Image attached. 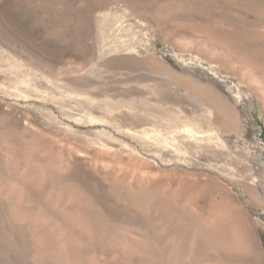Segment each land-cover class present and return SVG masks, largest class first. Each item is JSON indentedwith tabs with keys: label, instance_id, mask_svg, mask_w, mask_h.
<instances>
[{
	"label": "rangeland",
	"instance_id": "rangeland-1",
	"mask_svg": "<svg viewBox=\"0 0 264 264\" xmlns=\"http://www.w3.org/2000/svg\"><path fill=\"white\" fill-rule=\"evenodd\" d=\"M0 264H264V0H0Z\"/></svg>",
	"mask_w": 264,
	"mask_h": 264
},
{
	"label": "bare ground",
	"instance_id": "bare-ground-1",
	"mask_svg": "<svg viewBox=\"0 0 264 264\" xmlns=\"http://www.w3.org/2000/svg\"><path fill=\"white\" fill-rule=\"evenodd\" d=\"M200 88V87H199ZM195 90V89H194ZM199 91V90H198ZM202 91V90H201ZM206 91V90H205ZM203 92V91H202ZM201 92V93H202ZM204 93V92H203ZM201 95V94H200ZM206 95V94H204ZM211 96L210 94L208 95V97ZM207 97V96H206ZM205 98V97H204ZM216 99V100H215ZM219 100V99H218ZM207 102H209V108L210 110H212V115H213V120L215 121V123L220 126L221 128H223V126H225V124H229V122L232 120L233 113L231 112V110L229 111V109L225 108L224 105H222L221 103H218L219 101H217V97H213L211 99L208 98V100H206ZM206 102V103H207ZM224 104V103H223ZM208 105V104H207ZM211 113V112H210ZM215 124V125H216ZM231 125V124H230ZM196 126V125H195ZM195 126H184V128H182V131L184 130V133L186 132L187 134L191 135L192 139L195 136L196 133L199 134V132H201L200 130H196V128H194ZM177 129V128H176ZM177 131V130H176ZM179 133V132H178ZM161 135V134H158ZM148 137V136H147ZM161 137V136H160ZM189 137V138H191ZM167 138V136H166ZM195 138V137H194ZM197 138V137H196ZM200 138V137H199ZM176 139V138H175ZM150 140V138H149ZM159 140V139H158ZM157 139H155V141H158ZM162 140V139H161ZM160 140V141H161ZM165 140V139H164ZM197 140V139H196ZM201 140V139H200ZM156 143V142H155ZM164 143V142H163ZM169 144V143H168ZM175 146V145H174ZM178 149V148H177Z\"/></svg>",
	"mask_w": 264,
	"mask_h": 264
}]
</instances>
